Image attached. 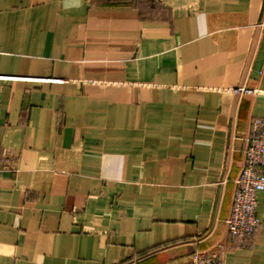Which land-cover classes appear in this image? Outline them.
<instances>
[{
    "label": "crops",
    "instance_id": "1",
    "mask_svg": "<svg viewBox=\"0 0 264 264\" xmlns=\"http://www.w3.org/2000/svg\"><path fill=\"white\" fill-rule=\"evenodd\" d=\"M264 117V0H0V264H264L228 237Z\"/></svg>",
    "mask_w": 264,
    "mask_h": 264
},
{
    "label": "built area",
    "instance_id": "2",
    "mask_svg": "<svg viewBox=\"0 0 264 264\" xmlns=\"http://www.w3.org/2000/svg\"><path fill=\"white\" fill-rule=\"evenodd\" d=\"M243 155V166L234 180L226 228L228 237L239 247L250 248L260 223L257 195L264 192V117L250 122ZM187 264H222V256L219 252H197Z\"/></svg>",
    "mask_w": 264,
    "mask_h": 264
}]
</instances>
